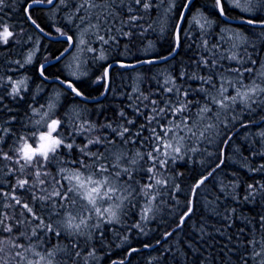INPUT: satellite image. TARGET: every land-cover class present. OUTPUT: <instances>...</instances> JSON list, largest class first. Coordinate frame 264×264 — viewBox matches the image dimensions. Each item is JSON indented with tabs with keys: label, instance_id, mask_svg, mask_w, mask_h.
I'll return each instance as SVG.
<instances>
[{
	"label": "snow or ice",
	"instance_id": "snow-or-ice-1",
	"mask_svg": "<svg viewBox=\"0 0 264 264\" xmlns=\"http://www.w3.org/2000/svg\"><path fill=\"white\" fill-rule=\"evenodd\" d=\"M163 2L28 0L24 13L39 33L46 34L33 19L30 10L47 4L66 11V18L75 31L69 35L56 29L67 47L54 60L61 63L67 61L63 67L67 77L58 75L55 79L74 97L87 101L88 97L73 80L79 81L87 75L86 66L90 61H107V53L113 45H119V37H131L133 28H141L140 34H143V26L139 22L153 8L159 9ZM168 3V8L162 13L165 22L161 31L169 14L176 8V0H168ZM229 4L231 9L226 8ZM243 4L245 6L241 7V0L234 3L232 0H213L215 11L225 20L229 10L240 9L249 14L241 17L242 23L264 29V0H243ZM5 6L6 0H0V12ZM191 7H194L193 0H183L180 5L179 15L172 24L173 44L167 54L138 60L136 64L116 62L122 68L169 63L182 50V42L188 39L193 28L200 34L197 47L207 53L188 64L181 62L178 75L169 72L163 80L154 78L157 88H149L147 94L139 86L134 87L127 94L130 103L125 106L131 109V116L120 108L116 113L118 119L105 117V122L97 123L86 116L82 118L81 111L73 108L62 120L56 115L60 98V93H57L44 111H41L44 105L31 108V130L19 136L10 127L14 116L0 118V174L10 177L0 180V234L7 233V237L0 235V264H11V261L15 264H59L57 251L66 249L52 244L53 237H71L74 258L88 264V260L95 257V248L83 256L81 252L92 239L93 229L103 237L105 225L109 230L114 229L123 224L133 210L139 220L128 228L144 233L147 223L155 218L164 203L163 197L172 190H180L179 185L170 181L174 175L183 174L175 172L171 166L189 153L199 152L212 157L214 154L209 153L206 146L220 136L215 159L206 173H201L194 181L185 207L177 218V229L182 228L185 220L192 216L199 197L198 190L210 178H215L214 174L222 170L226 163L225 149L235 135L233 129L236 124L233 121L239 122L240 127H248L247 123L238 120V110L250 112L254 104L264 105V63L257 66V60L252 59L247 51L249 39L239 30L223 28L217 41L209 45L205 37L212 21L203 13L191 15ZM121 13L126 16L120 18ZM186 15L191 18L186 19ZM118 18L122 27L115 29L114 34L113 26ZM184 25L186 29L182 27ZM124 27L129 30L124 31ZM261 34L264 35V32ZM10 39L15 42L14 32L0 23V45H7ZM36 51L38 48H34L23 62L14 63L21 68L31 64ZM144 51L147 55L149 49ZM224 61L228 62L227 65ZM112 69V63L105 64L102 74L94 81L104 83L101 95L111 91ZM38 71L42 79H48L44 64L39 66ZM190 81H196L198 85L194 88ZM5 84L11 87L7 95L14 99H22L21 93L27 91V77L20 80L8 77L6 81L0 77V87ZM2 100L3 95L0 94V102ZM6 111L11 112L12 109ZM256 135L264 141V131ZM77 136L84 137L82 145L76 143ZM250 155L264 157V152L254 150ZM242 159V166H248L247 158ZM248 167L249 171L264 172V163ZM221 183V192L231 195L234 200L240 199L235 191L239 186L237 183ZM226 189L231 191L226 192ZM257 191H264V184H248L242 200L248 202L254 199ZM215 199L219 200V197ZM175 203L179 204V201ZM225 212L224 219L230 221L236 209L226 207ZM258 224V230H264V215L259 218ZM240 231L244 234L243 229ZM200 232L202 237L207 234L203 226ZM170 235L171 232L166 233V237ZM33 238L40 242L39 247L43 251L37 250L38 245ZM80 238H83L84 245L80 244ZM22 239L28 243L20 242ZM249 249L252 251L249 252ZM137 251L139 249L131 248L128 254ZM239 259L241 264H249L250 259L256 264H264V235L259 239L251 236Z\"/></svg>",
	"mask_w": 264,
	"mask_h": 264
},
{
	"label": "trees",
	"instance_id": "trees-1",
	"mask_svg": "<svg viewBox=\"0 0 264 264\" xmlns=\"http://www.w3.org/2000/svg\"><path fill=\"white\" fill-rule=\"evenodd\" d=\"M27 2L28 0H6V6L3 12H0V23L8 26L10 30L14 32L15 37V42L10 39L7 45H0V77H4L5 81L8 77H12L15 80L16 77H14V75L17 74L19 70L22 72L25 71L24 73L26 75L28 74L27 91L21 93L22 99H14L7 95V91L11 90L8 84L0 87V92H2V94L5 93L7 101L10 99L8 106H5L7 103L4 101V98L2 102H0V109H2V107L5 109L0 110V118L7 119L11 116L15 117L10 127L16 132L17 136L31 130L29 121L31 108H39L40 106L37 101V99H39L37 94L39 95L41 93V91L38 90L40 85H35L36 79L37 81L40 79L37 73V62L46 57H55L67 45L63 41H49V39L40 35V33L29 24L24 13V6ZM154 2L160 4V0H154ZM232 2H235V0H232ZM182 3L183 0H176V8L173 9L167 18L169 29L167 28L164 33H158V27L155 23L160 20L158 17L168 8V0H164L159 9L153 8L151 13L146 15L144 19L139 22L143 26V34H140L141 28H133V35L131 37H119V45H115V47L113 45L109 50L111 53L108 51L107 55L114 60L115 58L122 60L129 59L127 61L133 62L141 59L139 55L141 49L153 45V43H155L153 45L154 47L158 45L159 55L167 54L173 44L172 23L179 15L180 5ZM193 4L194 7H191V15L203 13L208 18L210 17L209 19L212 21L213 26L209 29V33L206 36L209 45L217 41L221 28L230 27L229 29L239 30L246 34L249 39V44L246 46L248 54L252 56V59L257 60V66L261 64L262 61L264 62V56H262L264 55V35L261 34L264 32V29L252 27L246 23L228 22L215 11L213 0H194ZM244 6L243 0H241V7ZM202 7L203 9H201ZM226 8L231 9V4L226 5ZM45 10L46 8L42 7H35L30 10L32 17L38 20L40 25L42 23V28L54 34L58 33L56 31L57 28L61 31L72 32L71 34H73L75 29L70 28L72 30L69 31V28H66L65 24L61 21L63 16L67 20L66 11L63 8L59 10L56 8ZM248 15V13L244 14L240 9L228 11V17L230 18L241 19V16ZM125 16V13H121L120 18H124ZM262 17H264V14H262ZM48 18L50 19L48 20ZM120 18L117 19L113 26L114 34L115 29L122 27L119 23ZM162 18L165 20V17ZM190 18V16H186V19ZM22 23H26V27L30 28L28 31L29 33L25 32V34H22L18 29L21 27ZM149 25H151V27H149ZM182 27L186 29V25ZM128 30L127 27H124V31ZM194 30L195 32L193 33ZM190 35H192V37ZM190 35L187 40L182 42V50L179 51L175 59L171 60L169 63L163 62V64H161L162 67L155 69V65H143L129 69L115 66L111 71V91L106 94L102 102H85L79 97H74L73 94L68 91L62 106L69 105L70 103L74 104L75 106L73 108L81 111L82 118L85 116L87 118L90 117L92 119L88 118L89 120H93L97 123L105 122V117L114 120L118 119L116 113L120 108H123L128 112V115L131 116V109L125 106L130 103L127 99V94L131 93L134 87L139 86L147 94L149 88L153 90L157 88L156 79L163 80L164 76L169 72L173 75H178L181 62L188 64L192 59L197 58L201 54L207 55V53H203V51L197 47L200 42L198 31L194 28ZM229 35L231 34L229 33ZM34 45H37L38 51L35 52L36 57L31 64H25L24 67L21 68L17 63H14V61L23 62L25 56L29 55V53L34 50ZM189 45H191V47H189ZM118 48L119 50H117ZM240 51L243 54V48H241ZM121 53L124 54V56ZM225 55H227V52H225ZM3 59L7 66L3 64ZM90 62L88 66L93 67V63ZM224 63L227 65L228 62L224 61ZM61 64L62 63L57 62L49 65L45 69V74H49V72L56 73ZM24 77L23 75L22 78ZM245 77H247V74H245ZM85 82L84 80L83 82L76 81L79 89L88 96H92L95 92L99 94L98 90L104 86V83L100 82L96 84L97 86L93 85V87L89 88L86 85L87 82ZM190 83L194 88L198 85V82L195 81H190ZM50 96L46 98V101L49 100ZM75 100L77 102H75ZM46 101L42 102V105H45ZM254 105L253 110L250 112L238 110V120L247 123L248 127H240L239 122L233 121V123L236 124V127L233 129L235 135L225 149L227 155L226 163L222 170H217V173L214 174L215 178H210L209 181L205 182V186H202V188L198 190L199 197L194 212L189 219L185 220L182 228L177 229V218L179 213L185 207L194 181L199 178L201 173H206L212 165L215 159L217 146L220 143V136L216 137L213 144L206 146L208 152L214 154L212 157L201 155L199 152L189 153L184 156L183 159H177L176 163L171 166L175 172L183 174L174 175V179L170 181V183L179 185L180 190H172L170 194L163 197L164 203L160 205V210L155 218L147 223L144 233L139 232L135 228H128V225L139 220V216L133 210L125 218V222L121 225H117L114 229L109 230V227L105 225L103 227V237H100L97 230L93 229L92 239L89 240L86 245H84L83 238H80V244L84 245L81 252L82 256L91 248H95V257L90 258L88 264H110L113 261H116L115 264H119L120 261H123V264H241L239 256L241 252H244L248 239L253 235L257 239L264 235V230H258L260 228L258 224L259 218L264 215V191H257L255 198L248 202L242 200V197L246 194L248 184H264V172L249 171L248 167H255L264 163V157L260 155H250L254 150L264 152V141H261L260 137L256 135L257 132L264 131V105ZM8 108L12 109V111H6ZM62 109L67 110L65 108ZM84 109H87V111L84 112ZM68 111L69 110L65 112L64 119ZM61 112L62 111H60V114ZM2 119H0V122H2ZM7 143L8 141H6V145ZM76 143L82 145L84 143V137L77 136ZM128 147L131 148V145H128ZM7 150L6 146L5 151ZM242 158H247L248 166H242ZM53 171L55 170L53 169ZM233 173H235V175H233ZM0 177V180L10 179V177L5 178L2 174H0ZM221 181H223L224 184L228 182L237 183L239 186L235 191L240 199L234 200L231 195H226L225 192H221V187L223 186ZM17 191L18 194L23 195L19 190ZM227 191H231V189H226V192ZM217 196L219 200L215 199ZM173 197L175 200H173ZM175 201H179V204H176ZM226 207L228 209H236L230 221L224 219V216L227 215L225 212ZM53 218L55 219V217ZM34 223L35 222H33V224ZM202 226L207 233L203 235V237L200 232ZM217 229H219V231H217ZM241 229L244 230V234L241 233ZM250 229L251 231H249ZM168 232H171L172 235L165 237ZM0 235L7 237V233H2ZM125 237H127V239H125ZM70 238H52V244H58L59 249H66L64 251H57L56 260L59 264H74L75 259V264H84L82 259L74 258L73 253L75 249L71 246L72 238ZM20 242L25 244L28 243V241L23 239ZM33 242L38 245L37 250L43 251V248L39 247V241L33 238ZM145 245L155 246L144 248ZM131 248L139 249V251L129 255L128 253ZM256 250L259 251V248ZM251 251L252 250L249 249V252ZM11 264H15V261H11ZM249 264H256V262L250 259Z\"/></svg>",
	"mask_w": 264,
	"mask_h": 264
},
{
	"label": "bare ground",
	"instance_id": "bare-ground-1",
	"mask_svg": "<svg viewBox=\"0 0 264 264\" xmlns=\"http://www.w3.org/2000/svg\"><path fill=\"white\" fill-rule=\"evenodd\" d=\"M194 1V0H193ZM28 3V2H27ZM234 3V2H233ZM38 7H42V8H46V10L45 11H47V9L49 8V7H52V6H50V5H47V4H43V5H38ZM201 9H203V7L201 8ZM199 11H201V10H199ZM49 12V11H48ZM158 13V12H157ZM196 13H198V12H196ZM54 14V13H53ZM161 14V13H160ZM245 14V13H244ZM24 15V14H23ZM161 16V15H160ZM160 16L158 17V19L160 18ZM187 16V15H186ZM46 17V16H45ZM50 17V16H49ZM51 17H52V15H51ZM242 17V16H241ZM246 17V16H245ZM43 18V17H42ZM170 18V17H169ZM210 18V17H209ZM213 18V17H212ZM33 19H35V18H33ZM50 18H48V20H49ZM36 20V19H35ZM61 20V19H60ZM155 20H156V18H155ZM37 22H38V20H36ZM53 21H54V19H53ZM64 24H65V26H66V28H72L73 29V27H72V25L69 23V22H67V21H65V18H64V16H63V18H62V20H61ZM171 21V20H170ZM227 21L228 22H232V23H242L241 22V19H239V18H230V17H228V19H227ZM50 22V21H49ZM52 22V21H51ZM165 22V21H164ZM39 23V22H38ZM171 23V22H170ZM6 24V23H5ZM29 24L31 25V23L29 22ZM46 24V23H45ZM53 24V23H52ZM155 24H157V27H158V33H161V32H163L164 33V31H166V29L169 27V23L167 22L166 23V26H165V28H164V30L163 31H161L160 29H161V25L163 24L160 20H158L157 21V23H155ZM173 24V23H172ZM20 25V24H19ZM23 25H25V26H23ZM41 25H42V23H41ZM47 25V24H46ZM27 25H26V23L25 24H21V27H19L18 29L22 32V34H25V32H28L29 30H30V28L29 27H26ZM29 26V25H28ZM32 26V25H31ZM213 26V25H212ZM214 26H216V25H214ZM224 26V25H223ZM237 26V25H236ZM239 26V25H238ZM34 27V26H33ZM230 28V27H229ZM16 29V28H15ZM169 29V28H168ZM194 29V28H193ZM222 29V28H221ZM45 30V29H44ZM63 31V30H62ZM168 31V30H167ZM66 32V31H65ZM192 32V31H191ZM195 32V30L193 31V33ZM29 33V32H28ZM34 33V32H33ZM45 33L46 34H43L45 37H47L48 39H50L51 41L53 40V41H63V38L62 37H60L59 36V33H57V34H54V33H52V32H49V31H46L45 30ZM72 33V32H71ZM70 32H68V34L69 35H72ZM199 33V32H198ZM231 34V33H230ZM160 35V34H159ZM195 35V34H194ZM200 35V34H199ZM191 37H192V35H190ZM189 36V37H190ZM205 38H207V37H205ZM49 40V41H50ZM155 43H153V45H154ZM152 45V46H153ZM45 46V45H44ZM157 46L158 45H155V47L153 46V49L155 50V52L154 53H152L151 55H148V56H142V53H143V51H144V49L145 48H143V49H141L139 52V55L141 56V59H139V60H142V59H146V58H150V57H153V56H157V55H159L158 54V52H159V49L157 48ZM187 46V45H186ZM247 46V45H246ZM113 47V46H112ZM114 47H115V45H114ZM115 49V48H114ZM24 50V49H23ZM117 50H119V48L117 49ZM151 50H152V48H151ZM63 51V50H62ZM113 51V50H112ZM110 52V51H109ZM119 52V51H118ZM26 53V52H25ZM111 53V52H110ZM109 53V54H110ZM138 53V52H137ZM136 53V54H137ZM120 54V53H119ZM118 54V55H119ZM122 54V53H121ZM110 55H112V54H110ZM123 56H124V54H122ZM122 55H121V57H122ZM163 55V54H162ZM126 56V55H125ZM138 56V55H137ZM262 56H264V55H262ZM109 57V56H108ZM120 57V56H119ZM139 57V56H138ZM46 58H50V57H46ZM45 59V58H44ZM137 59V58H136ZM260 59V58H259ZM41 60H43V59H41ZM40 60V61H41ZM127 60H129V59H126V60H122V59H116L115 58V60L114 59H112V58H108V60L107 61H100V62H96V63H93V67H91V71H89L90 73L89 74H87V76L85 77V78H83V79H80L79 81L81 82H83V80L84 81H86L85 83H86V85L90 88V87H93V85H96V84H99V83H95L94 81L96 80V78L97 77H99L100 75H101V73H102V70H103V66L105 65V64H107V63H116L117 61H121V62H124V63H131V64H136V62L138 61V60H136V61H127ZM132 60V59H131ZM135 60V59H134ZM90 63H92V62H90ZM262 63H264L263 61H262ZM161 64H163V62H161V63H159V64H153V65H155V69H157L158 67H162L161 66ZM259 64V63H258ZM64 65V64H63ZM91 65V64H90ZM144 65H147V64H144ZM16 66V65H15ZM61 66L62 65H60L59 67H58V70L56 71V73H52V72H49V74H46L47 76H48V79H51V80H44V79H42L41 78V76H40V74L38 73L39 71H38V69L39 68H37V73H38V75H39V77H40V79L37 81V79H36V81H35V84H39V85H41V84H45L46 85V87H47V89L45 90H41V93L38 95L37 94V96L39 97V99H37V101H38V103H41V102H45L47 99V97L48 96H50V95H53L52 93H51V88L53 89V85H55L52 81H55V80H53L56 76H61L62 78H65V77H67V75H65L63 72H62V68H61ZM114 66H118V64H116V65H113V67ZM139 66H143V65H137L135 68H137V67H139ZM129 69H131V68H129ZM155 69H153V70H155ZM30 70V69H29ZM9 71V70H8ZM10 72V71H9ZM25 72V71H24ZM24 72H22L21 70H19V72L17 73V74H15L14 75V77H20V76H22V75H26ZM2 73V72H1ZM28 73V72H27ZM247 74V73H246ZM10 75V74H9ZM28 75V74H27ZM2 76V75H1ZM110 76H111V71H110ZM32 77V76H31ZM34 78V77H33ZM29 79V78H28ZM75 81V82H74ZM73 81V83H75L76 84V87L77 88H79L78 87V85H77V83H76V80H74ZM196 82V81H195ZM97 86V85H96ZM104 88H105V85L103 86V88H101V89H99L98 91H99V94H97L98 92H95V94H93L92 96H88V95H85V96H87L89 99H96L97 97H98V99H97V101L96 100H87V101H85V102H91V103H98V102H102V100L104 99V97L106 96V94H104V95H101V93H103L104 92ZM59 89H63L62 87H59ZM64 91H65V93L67 94V90H65V89H63ZM61 91V90H60ZM49 93H51V94H49ZM71 93V92H70ZM0 94H2V92H0ZM62 94V93H61ZM92 94V93H91ZM3 95V98H4V101L7 103L5 106H8V104H9V100L7 101V98L5 97V93L4 94H2ZM70 96V95H69ZM7 97H9V96H7ZM30 97V96H29ZM10 98V97H9ZM64 101V100H63ZM73 101V100H72ZM84 101V100H83ZM75 102H77L76 100H75ZM83 103V102H82ZM70 105H72V104H70ZM70 105H64V106H62V103H61V108H65V109H67V110H70V109H72L73 108V106H70ZM75 106V105H74ZM87 106V105H86ZM255 106V105H254ZM59 107V108H60ZM85 107V106H84ZM2 109H3V107H2ZM67 110H65V112L67 111ZM64 112V113H65ZM69 112V111H68ZM67 112V113H68ZM93 117V116H92ZM89 119H92V118H90V117H88ZM244 120V119H243ZM258 137V136H257ZM261 139V138H260ZM262 141V140H261ZM259 142V141H258ZM166 237V236H165ZM70 238V237H69ZM71 239V238H70ZM67 240H69V239H67ZM153 246V245H152ZM144 248H151V247H145L144 246ZM97 257H99V256H97ZM114 262L116 263V261H113V262H111L110 264H114Z\"/></svg>",
	"mask_w": 264,
	"mask_h": 264
},
{
	"label": "rangeland",
	"instance_id": "rangeland-1",
	"mask_svg": "<svg viewBox=\"0 0 264 264\" xmlns=\"http://www.w3.org/2000/svg\"><path fill=\"white\" fill-rule=\"evenodd\" d=\"M162 17H164L163 15H161ZM160 16V21L162 22V23H164V21L165 20H163V18ZM65 21H67L68 22V20H66L65 19ZM34 48H37V45H34L33 46V49ZM149 49V51H148V53H147V55L145 54V51H143V53H142V56H148V55H151L152 53H154L155 52V50L153 49V46L151 47L152 48V50H151V48H149V46H146L145 47V49ZM144 49V50H145ZM27 56L28 55H26L25 56V58H24V60L27 58ZM35 57H36V54H35V56L33 57V61L35 60ZM52 58H54V57H50V58H45V59H43V60H39L38 62H37V68H39V66H40V64L42 63V62H44V61H46V60H48V59H52ZM109 58V57H108ZM100 62V61H99ZM58 63H61V62H58ZM64 63H67V61H64L61 65V68H62V72H63V67H64ZM115 67V66H114ZM113 67V68H114ZM86 68H87V74H89L90 72L89 71H91V67H89L88 65L86 66ZM103 71V70H102ZM112 71V70H111ZM65 75H67V73L66 72H63ZM87 76V75H86ZM85 76V77H86ZM85 77H82L81 79H83V78H85ZM12 78V77H11ZM12 79H14V78H12ZM20 79H22V78H19V79H15V80H20ZM36 85V84H35ZM59 87L60 86H58V85H53V89L51 88V93L53 94V95H51L50 96V98H49V100L48 101H46V103H45V108H42L41 109V111H44L45 109H46V106H47V104L56 96V94L57 93H60V98H59V101H58V103H57V108H56V115H57V117L58 118H60V119H64L63 117H64V112H65V110L64 109H62L60 106H61V103H63V100L65 101V96H66V93H65V91L63 90V89H59ZM46 90L47 89V87H46V85L45 84H41L40 86H39V91H41V90ZM61 90V91H60ZM62 93V94H61ZM40 104V106L42 105V102L41 103H39ZM71 104V103H70ZM69 104V105H70ZM39 106V107H40ZM71 106H73L74 107V104H72ZM60 107V108H59ZM60 111H62L61 112V114H60ZM23 127V126H22ZM0 179H1V177H0ZM150 246V245H149Z\"/></svg>",
	"mask_w": 264,
	"mask_h": 264
},
{
	"label": "water",
	"instance_id": "water-1",
	"mask_svg": "<svg viewBox=\"0 0 264 264\" xmlns=\"http://www.w3.org/2000/svg\"><path fill=\"white\" fill-rule=\"evenodd\" d=\"M54 63H57V61H55L54 60V58H52V59H48V60H46V61H44V62H42L41 64H44L45 65V69L49 66V65H52V64H54ZM40 64V65H41ZM117 63H113V65H116ZM47 80H51V79H47ZM53 80H55V81H57L55 78L53 79ZM87 100H96L97 101V99H87ZM156 245V244H155ZM155 245H153V246H155ZM153 246H149V247H153ZM113 264V263H112Z\"/></svg>",
	"mask_w": 264,
	"mask_h": 264
},
{
	"label": "flooded vegetation",
	"instance_id": "flooded-vegetation-1",
	"mask_svg": "<svg viewBox=\"0 0 264 264\" xmlns=\"http://www.w3.org/2000/svg\"><path fill=\"white\" fill-rule=\"evenodd\" d=\"M35 7H38V6H35ZM34 7V8H35ZM52 7H49L48 9H51ZM40 24V23H39ZM36 31H38V30H36ZM39 33V32H38ZM40 35H43V34H41L40 33ZM44 36V35H43ZM45 38H47V37H45ZM48 39V38H47ZM50 40V39H49ZM53 41V40H52ZM67 47V45L65 46V48ZM5 58V57H4ZM3 61H4V63L3 64H5L6 62H5V60L3 59ZM5 66H7L6 64H5ZM103 72V71H102ZM39 73V72H38ZM102 74V73H101ZM25 77H28L27 75H24ZM23 77V75L22 76H20V77H17L16 79H19V78H22ZM74 81V80H73ZM54 84H56V85H58V86H60L61 87V85L57 82V81H52ZM75 82V81H74ZM76 85V84H75ZM79 89V88H78ZM80 90V89H79ZM81 91V90H80ZM6 97V96H5ZM80 98V97H79ZM81 99V98H80ZM82 100V99H81Z\"/></svg>",
	"mask_w": 264,
	"mask_h": 264
}]
</instances>
